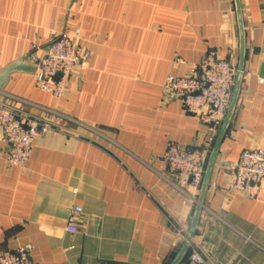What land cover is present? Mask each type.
Masks as SVG:
<instances>
[{
    "label": "crops",
    "instance_id": "crops-1",
    "mask_svg": "<svg viewBox=\"0 0 264 264\" xmlns=\"http://www.w3.org/2000/svg\"><path fill=\"white\" fill-rule=\"evenodd\" d=\"M240 1L241 91L179 264H194L193 250L212 264H264V183L258 198L231 189L241 153L264 147V0ZM67 27L80 28L90 54L63 97L41 91L26 72L11 73L0 88V100L19 109L85 125L78 135L65 121V132L40 136L22 167L4 158L0 126V251L29 244L37 264H171L201 186H177L161 156L180 143L207 162L218 132L204 109L187 111L163 87L169 74H192L209 50L238 61L233 0H0V73ZM73 206L82 210L69 232Z\"/></svg>",
    "mask_w": 264,
    "mask_h": 264
},
{
    "label": "built area",
    "instance_id": "built-area-1",
    "mask_svg": "<svg viewBox=\"0 0 264 264\" xmlns=\"http://www.w3.org/2000/svg\"><path fill=\"white\" fill-rule=\"evenodd\" d=\"M50 33L51 41L44 46L33 44L26 61L35 66L37 87L59 99L66 94L74 69L88 58L90 52L80 43L79 27H67L60 32L51 30ZM236 71L235 62L221 58L216 51L209 50L194 66L192 74L167 76L163 87L164 97L179 99L189 112L204 109L205 118L216 134L228 110ZM52 115L53 118L37 116L0 100V126L7 146L4 158L10 165L22 167L36 139L48 132H65L68 129L64 126L65 121L74 125L71 129L73 134L80 135L79 128L85 126L64 114L52 112ZM161 161L163 170L174 178L177 186L192 185L200 188L206 164L202 151L184 144L170 143L161 156ZM233 170L232 191L258 198L264 183V148L244 150ZM81 210L80 206L71 208L66 228L69 232L78 230L73 217ZM178 231L184 235L183 229ZM31 250L29 244L13 250H1L0 264H37L32 261ZM189 259L194 264H212L197 250L190 252Z\"/></svg>",
    "mask_w": 264,
    "mask_h": 264
},
{
    "label": "water",
    "instance_id": "water-1",
    "mask_svg": "<svg viewBox=\"0 0 264 264\" xmlns=\"http://www.w3.org/2000/svg\"><path fill=\"white\" fill-rule=\"evenodd\" d=\"M235 11H236V17H237V25H238V32H239V57L237 61V71H236V77L235 82L233 86L232 96L231 100L228 106L227 113L225 115V118L223 120L222 125L220 126V129L217 133L215 142L212 146L210 155L208 157V160L206 162L205 166V172L203 176V181L201 184L200 194L196 202L194 216L192 220L191 227L189 229L188 235L186 237L185 243L183 244L180 252L176 256V258L173 260L171 264H179L181 260L186 256L190 243L195 236L197 225L199 222L200 214L203 209V202L205 198V193L208 187L210 175L212 172V168L215 162V158L219 149V145L226 133V130L231 122V119L233 117V114L235 112L237 102L239 99L240 91H241V83L243 79V72H244V62H245V54H246V37H245V27H244V20H243V12L241 7V1L240 0H233ZM28 56V55H27ZM27 56L23 57L22 59L14 62L10 66H8L5 70H3L0 73V88H3L8 80V77L13 72H26V73H35V66L28 63L26 61Z\"/></svg>",
    "mask_w": 264,
    "mask_h": 264
},
{
    "label": "rangeland",
    "instance_id": "rangeland-1",
    "mask_svg": "<svg viewBox=\"0 0 264 264\" xmlns=\"http://www.w3.org/2000/svg\"><path fill=\"white\" fill-rule=\"evenodd\" d=\"M235 64L237 65V62ZM256 148H264V147H256Z\"/></svg>",
    "mask_w": 264,
    "mask_h": 264
}]
</instances>
